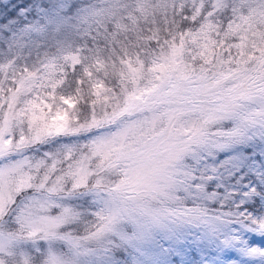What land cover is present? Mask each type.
Wrapping results in <instances>:
<instances>
[{"label":"rangeland","instance_id":"374dc122","mask_svg":"<svg viewBox=\"0 0 264 264\" xmlns=\"http://www.w3.org/2000/svg\"><path fill=\"white\" fill-rule=\"evenodd\" d=\"M242 1L89 0L73 13L51 10L55 22L0 23V193L19 189L0 204V264H45L49 250L66 264L73 249L94 264L104 250L120 259L119 239L101 236L112 226L106 202L171 207L200 141L224 125L259 139L264 41L252 69L213 60L228 7H254L264 40V0ZM29 212L59 226L36 231L21 223Z\"/></svg>","mask_w":264,"mask_h":264},{"label":"snow or ice","instance_id":"6c2138e0","mask_svg":"<svg viewBox=\"0 0 264 264\" xmlns=\"http://www.w3.org/2000/svg\"><path fill=\"white\" fill-rule=\"evenodd\" d=\"M29 11L22 8L16 15ZM37 11L49 22L58 16H50L46 8ZM215 136L200 141V150L184 165L171 207L146 213L122 208L116 198L106 202L112 226L101 236L112 233L120 241L116 247L122 245L126 254L114 259L104 250L103 264H264V132L257 140L245 127L221 126ZM13 192L19 189L9 183L7 192L0 193V204L4 195L12 200ZM21 223L36 231L41 230L37 225L46 224V235L47 229L59 226L56 218L32 219L31 212ZM118 224L130 225L131 232ZM45 256V264H66L54 250ZM80 256L73 249V264H94Z\"/></svg>","mask_w":264,"mask_h":264},{"label":"trees","instance_id":"16d2710c","mask_svg":"<svg viewBox=\"0 0 264 264\" xmlns=\"http://www.w3.org/2000/svg\"><path fill=\"white\" fill-rule=\"evenodd\" d=\"M87 1L89 0H52L51 4H49L43 0H0V23L6 21L7 18H13V23L10 25L12 27L23 25L28 22H40L44 18L42 13L38 12L37 9L46 8L48 13L51 10H55L59 13H73L77 7L79 8ZM246 1H248L251 5L255 4L251 0ZM242 2H244V0ZM22 8L30 10L27 16L23 14L16 15L17 11ZM261 9H263L261 11L263 12L264 8ZM253 10L254 7L247 10V8L241 4L233 9L228 7L224 17H222L223 13L221 15L217 13V16L222 17V32L216 34L214 37L215 43L213 49L216 50V53L214 54L213 60L219 59L220 55V58H223L226 63L225 66L228 67V69H226L228 71L234 68L232 67L229 70V67L233 66L230 65L232 61H235V65H239L237 69H252L256 64H258V61H260L258 59L259 56L263 55L261 52H263L264 49L261 46V43L263 44L264 40L257 35V32L259 31L258 28L261 27L260 22L262 21H260L261 18L259 13H256L257 11ZM194 26L195 25H191L184 28L186 29L184 34L191 31V27ZM230 26L232 27L231 29ZM240 43H244L241 48L238 46ZM185 46L188 45L185 44ZM259 48L263 50L259 52ZM64 66L66 65L64 64ZM211 71L212 70H210V73ZM226 74L229 73L226 72ZM230 123L232 125V122H228L226 126ZM215 128H217L216 125ZM212 130H214V128ZM256 207H258V205Z\"/></svg>","mask_w":264,"mask_h":264}]
</instances>
